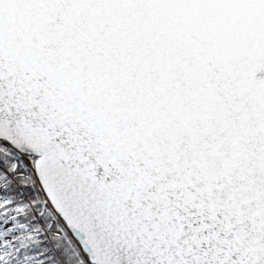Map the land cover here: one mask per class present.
<instances>
[{
  "label": "snow or ice",
  "instance_id": "1",
  "mask_svg": "<svg viewBox=\"0 0 264 264\" xmlns=\"http://www.w3.org/2000/svg\"><path fill=\"white\" fill-rule=\"evenodd\" d=\"M0 264H264V0H0Z\"/></svg>",
  "mask_w": 264,
  "mask_h": 264
}]
</instances>
